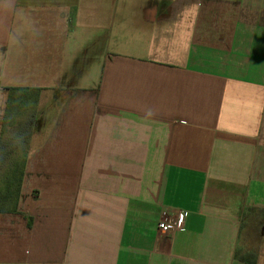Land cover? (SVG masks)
<instances>
[{"label": "crops", "instance_id": "crops-1", "mask_svg": "<svg viewBox=\"0 0 264 264\" xmlns=\"http://www.w3.org/2000/svg\"><path fill=\"white\" fill-rule=\"evenodd\" d=\"M9 89L0 264H264V0H0Z\"/></svg>", "mask_w": 264, "mask_h": 264}, {"label": "trees", "instance_id": "trees-1", "mask_svg": "<svg viewBox=\"0 0 264 264\" xmlns=\"http://www.w3.org/2000/svg\"><path fill=\"white\" fill-rule=\"evenodd\" d=\"M24 92L25 90L9 89V105L7 106L0 139V213L17 212L27 153L29 150L27 142L31 137L33 129L27 128L26 125H24L16 129L15 135L8 141H4V136L7 132L9 120H14L22 114V110H20L21 107L14 106V104L16 95ZM237 257L243 261H249L250 263L255 262L253 258L240 256L239 254H237Z\"/></svg>", "mask_w": 264, "mask_h": 264}, {"label": "built area", "instance_id": "built-area-1", "mask_svg": "<svg viewBox=\"0 0 264 264\" xmlns=\"http://www.w3.org/2000/svg\"><path fill=\"white\" fill-rule=\"evenodd\" d=\"M184 220H185V215L180 214L177 220L173 222L161 221L158 225V229L163 234L172 233L181 228L182 224L184 223Z\"/></svg>", "mask_w": 264, "mask_h": 264}, {"label": "rangeland", "instance_id": "rangeland-1", "mask_svg": "<svg viewBox=\"0 0 264 264\" xmlns=\"http://www.w3.org/2000/svg\"><path fill=\"white\" fill-rule=\"evenodd\" d=\"M30 94H31V93H30ZM30 94L28 95V99H27V103H28V105H29V103L32 104V103H31V99H32V100L37 99V98H35V97H36L35 94H32V95H30ZM23 99H25V98H23ZM32 102H33V101H32ZM33 103H34V102H33ZM30 106L32 107L33 105H30ZM34 111H35V110L30 109L29 112H28L29 115L26 114V118H28L29 116H31V114H35ZM25 124H26V123H25ZM33 126H35V123H34ZM15 133H16V128H13L11 131H7V132L5 133L4 141H8L10 138H12V137L15 135ZM262 217H264V212H261V213L256 214L255 216H253V219H255L256 222H257V221H259V219H261ZM261 226H262V225L260 224V227H261ZM260 227H259V228H260ZM257 231L260 232V230H257Z\"/></svg>", "mask_w": 264, "mask_h": 264}]
</instances>
